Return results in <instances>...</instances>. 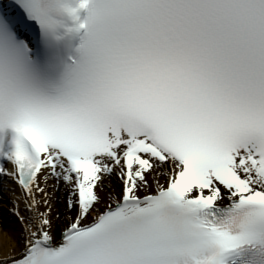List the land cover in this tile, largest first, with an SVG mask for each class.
Returning a JSON list of instances; mask_svg holds the SVG:
<instances>
[{"label":"snow or ice","instance_id":"1","mask_svg":"<svg viewBox=\"0 0 264 264\" xmlns=\"http://www.w3.org/2000/svg\"><path fill=\"white\" fill-rule=\"evenodd\" d=\"M0 204V264H264V0H0Z\"/></svg>","mask_w":264,"mask_h":264},{"label":"bare ground","instance_id":"2","mask_svg":"<svg viewBox=\"0 0 264 264\" xmlns=\"http://www.w3.org/2000/svg\"><path fill=\"white\" fill-rule=\"evenodd\" d=\"M52 183H53L52 181H49V183L47 185V191H48L49 195L51 196L50 203L52 205V217H53V219H55V216L57 213H60L61 215L64 214V205H62L64 193H63V191L54 192V190L52 188ZM38 198H39V196H38ZM9 206H10V204H9ZM3 207H5V206H3ZM3 212H2V214H3V216H5L6 214H4ZM5 220L6 221H5L4 227H2V226L0 227V249H2L6 244L9 243L8 237L5 236V233H9L13 238H15L16 233L18 232V229H19V226L15 223L12 215H6ZM58 224H60L63 227V221L62 220L56 221V225H58Z\"/></svg>","mask_w":264,"mask_h":264},{"label":"rangeland","instance_id":"3","mask_svg":"<svg viewBox=\"0 0 264 264\" xmlns=\"http://www.w3.org/2000/svg\"><path fill=\"white\" fill-rule=\"evenodd\" d=\"M61 194V193H60ZM63 198H64V195H63ZM59 202V201H58ZM62 202H63V200H62ZM223 202H221V204H222ZM59 204V203H58ZM62 205H63V203H62ZM3 206H5V207H3ZM9 205H4V204H0V227L2 226V227H4V223H5V216L6 215H11V213L9 212ZM61 207V206H60ZM63 207V206H62ZM4 211V212H3ZM2 212L4 213V214H6L5 216H3V214H2ZM62 228V226L60 225V224H58L57 225V230H59V229H61Z\"/></svg>","mask_w":264,"mask_h":264}]
</instances>
